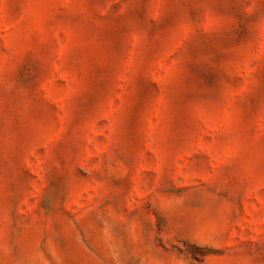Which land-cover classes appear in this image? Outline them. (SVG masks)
I'll list each match as a JSON object with an SVG mask.
<instances>
[{"label": "rangeland", "instance_id": "374dc122", "mask_svg": "<svg viewBox=\"0 0 264 264\" xmlns=\"http://www.w3.org/2000/svg\"><path fill=\"white\" fill-rule=\"evenodd\" d=\"M0 264H264V0H0Z\"/></svg>", "mask_w": 264, "mask_h": 264}]
</instances>
